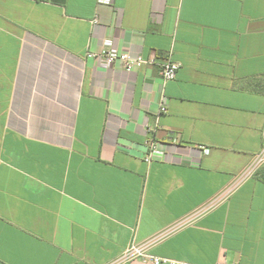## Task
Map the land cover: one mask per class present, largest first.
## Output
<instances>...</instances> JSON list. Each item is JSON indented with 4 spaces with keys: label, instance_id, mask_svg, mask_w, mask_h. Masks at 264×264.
Instances as JSON below:
<instances>
[{
    "label": "crops",
    "instance_id": "1",
    "mask_svg": "<svg viewBox=\"0 0 264 264\" xmlns=\"http://www.w3.org/2000/svg\"><path fill=\"white\" fill-rule=\"evenodd\" d=\"M107 40L177 62L175 79L86 58ZM263 142L264 0H0V264H108L222 194ZM150 252L264 264V167Z\"/></svg>",
    "mask_w": 264,
    "mask_h": 264
},
{
    "label": "built area",
    "instance_id": "2",
    "mask_svg": "<svg viewBox=\"0 0 264 264\" xmlns=\"http://www.w3.org/2000/svg\"><path fill=\"white\" fill-rule=\"evenodd\" d=\"M113 1L114 0H97V3L99 5L110 6L113 4ZM94 22H97V20H95ZM86 58L96 60L104 69L119 66L126 72H132L133 70L141 66H157L163 83L174 80L180 68V65L177 62H173L171 60L158 62L157 57L153 54L147 58H144L141 55L134 56L129 53L121 52L112 45V42L110 40H107L104 43L103 48L99 52H88L86 54ZM165 111V107L162 106L161 113ZM149 132H151V130H149ZM156 147V141L152 137H149L147 141L148 155L146 161H150V158L154 154ZM204 153L208 154L209 150L205 148ZM262 167H264V142L260 151L256 155H254L252 161L244 168L235 182L231 184L226 190H224L222 194L218 195L206 206L196 210L188 218L181 219L175 224L174 227L165 230L161 234L153 236L152 238H149L142 242H132L125 249V251L122 252V254H120L116 259L108 264H133L134 262H141L142 264H189L187 262H180L154 255L150 252V249L172 232L187 224H190L198 216L202 215L209 209L217 206L220 202L224 201L226 197L229 196L233 191H235L242 183L255 176V174Z\"/></svg>",
    "mask_w": 264,
    "mask_h": 264
}]
</instances>
